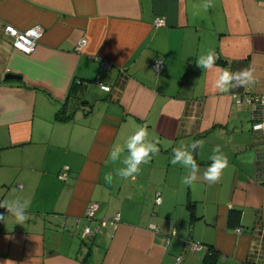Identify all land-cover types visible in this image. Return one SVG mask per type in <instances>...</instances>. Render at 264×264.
<instances>
[{"label": "crops", "instance_id": "crops-1", "mask_svg": "<svg viewBox=\"0 0 264 264\" xmlns=\"http://www.w3.org/2000/svg\"><path fill=\"white\" fill-rule=\"evenodd\" d=\"M204 2L0 0V202L29 201L23 224L0 207V264H264V137L251 129L262 117L245 99L264 96V0ZM4 25L43 34L24 54ZM209 50L218 68H249L255 82L216 90L215 73L196 65ZM140 125L159 153L135 179L107 184L124 166L111 150ZM193 140L205 141L194 153L201 178L186 186L170 160ZM216 145L229 166L209 185Z\"/></svg>", "mask_w": 264, "mask_h": 264}, {"label": "clouds", "instance_id": "clouds-1", "mask_svg": "<svg viewBox=\"0 0 264 264\" xmlns=\"http://www.w3.org/2000/svg\"><path fill=\"white\" fill-rule=\"evenodd\" d=\"M203 7L205 10L214 7V0H205ZM219 59L214 50H209L206 54L198 56L196 59L197 67L209 72L215 73L213 87L219 92H227L240 87H247L255 82L253 71L249 68L232 71L227 68H218L216 61ZM101 90L106 91L104 84L99 85ZM264 129V124L255 126V131L259 132ZM158 140L149 139V131L146 125H140L135 132L127 139L124 146H114L110 152V159L113 162L120 161L124 166L106 172L104 180L107 184H112L115 177L123 179H135L141 172V166L148 164L151 159L160 151ZM205 146L204 140H193L189 144H181L172 149V158L170 163L173 166L180 165L186 170V174L182 177L181 183L186 186H191L201 177L199 176L200 168L195 159L194 153L197 150H203ZM125 149L128 152L127 156H123ZM211 163L204 170L202 179L209 185L218 183L221 179L223 171L229 166V159L225 155L221 147L216 145L212 149V154L209 156ZM162 197H157V202H161ZM29 201L19 198L13 201L0 202V207L6 208L9 216L16 219L17 223L23 224L27 218V209ZM0 220L5 221L6 216L0 215ZM149 228H155V225L150 224ZM175 235V231H173Z\"/></svg>", "mask_w": 264, "mask_h": 264}, {"label": "built area", "instance_id": "built-area-1", "mask_svg": "<svg viewBox=\"0 0 264 264\" xmlns=\"http://www.w3.org/2000/svg\"><path fill=\"white\" fill-rule=\"evenodd\" d=\"M164 23H165V21H164L163 17H155V19L153 20L154 26H163ZM4 33L7 34L8 36H10L11 38H13L12 45H13L14 49H16V50H18L24 54H31L35 50L37 43H38V40L40 39L41 35L43 34V28L40 25H34V26L29 27L23 31H20L11 25H4ZM85 44H86V39L81 38L76 48L78 50H81ZM152 69H153L155 74L160 73L163 69L162 61L160 59H156L152 64ZM245 99L248 103H251V102L256 103L258 105L257 107H259V109L261 110V112L259 113L262 117L261 121H257L251 125L252 131L257 133V131L254 130L255 126L258 124H264V96L247 97ZM259 133H261L260 137H264V129L259 131ZM262 139H264V138H262ZM262 172H264V171H262ZM66 175H67L66 171H62L58 175V177L60 179L64 180L66 178ZM261 176H262V178H264V175H261ZM157 197L155 199L156 203H158ZM96 207H97V205L95 203H90L87 206V208L85 209V213H84V217L87 220H90L93 218ZM118 220H119L118 216L114 215L108 221L110 222V224L114 225L118 222ZM104 225H105V220L101 221V223H100V226H104ZM89 232H90V228L86 226L82 229L81 235L84 237V236L88 235ZM186 246L190 250H198V249L203 247L201 243L196 242V241H192V240H188L186 243ZM175 260H176V263H178L181 260V256L176 257Z\"/></svg>", "mask_w": 264, "mask_h": 264}, {"label": "water", "instance_id": "water-1", "mask_svg": "<svg viewBox=\"0 0 264 264\" xmlns=\"http://www.w3.org/2000/svg\"><path fill=\"white\" fill-rule=\"evenodd\" d=\"M19 78H20L19 75L12 74V73H7V74H5V76H4V79H5V80H12V79H19Z\"/></svg>", "mask_w": 264, "mask_h": 264}]
</instances>
